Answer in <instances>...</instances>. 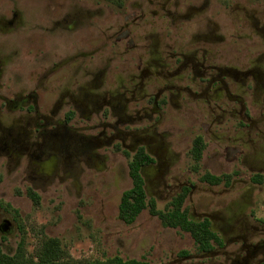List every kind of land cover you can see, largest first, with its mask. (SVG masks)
<instances>
[{
  "label": "flooded vegetation",
  "instance_id": "flooded-vegetation-1",
  "mask_svg": "<svg viewBox=\"0 0 264 264\" xmlns=\"http://www.w3.org/2000/svg\"><path fill=\"white\" fill-rule=\"evenodd\" d=\"M130 2L2 0L0 165L35 207L87 173L129 190L137 168L156 210L185 195L212 233L157 264H264V0ZM28 223L0 201L1 237L26 241Z\"/></svg>",
  "mask_w": 264,
  "mask_h": 264
},
{
  "label": "rangeland",
  "instance_id": "rangeland-1",
  "mask_svg": "<svg viewBox=\"0 0 264 264\" xmlns=\"http://www.w3.org/2000/svg\"><path fill=\"white\" fill-rule=\"evenodd\" d=\"M130 1L129 5H132ZM175 142L177 151L189 148L190 141ZM209 161L206 154L203 164ZM193 166L189 157L182 155L178 169L183 172ZM211 172L221 174V171ZM172 179L179 180L178 176ZM128 188L129 185L121 187L119 175L87 173L74 182L71 193L63 188H58L55 193L49 191L42 195L39 207H35L22 191L20 181L13 174L8 176L6 169L0 165V201L19 208L32 220L33 226L27 224L32 227L26 236L28 255L33 253L41 237L36 235L34 227H42L43 236L58 239L62 248L76 260H104L119 256L157 264L167 259L172 250L178 252L195 248L189 234L164 228L157 218L149 214L148 209L133 224H124L118 217V207L123 191ZM213 198L208 194H196L193 197L195 201L205 203ZM156 206L161 210L166 204L156 203ZM185 209L191 212L188 203ZM19 240L17 235L7 238L0 236V250L13 255Z\"/></svg>",
  "mask_w": 264,
  "mask_h": 264
},
{
  "label": "trees",
  "instance_id": "trees-1",
  "mask_svg": "<svg viewBox=\"0 0 264 264\" xmlns=\"http://www.w3.org/2000/svg\"><path fill=\"white\" fill-rule=\"evenodd\" d=\"M202 150L201 141H194L191 150L194 170L198 168ZM131 175L133 187L122 193L118 207V217L124 224H133L150 205V214L157 216L164 227L180 228L182 231L189 233L196 244L204 247V242L211 239L212 233L205 224H196L187 219L186 212L181 210L185 195H180L174 199L170 203L171 208L158 211L152 201L149 202L146 198L137 168L132 169ZM226 178V175L213 176L208 174L203 177V180L211 184H217ZM38 233L42 236L31 255L26 252V241L20 239L13 255L5 254L0 250V264H147L145 261L135 259L124 260L119 256L104 260H76L62 248L58 239L43 236L42 230L37 231L36 234Z\"/></svg>",
  "mask_w": 264,
  "mask_h": 264
}]
</instances>
